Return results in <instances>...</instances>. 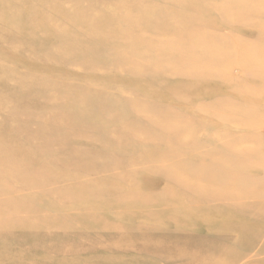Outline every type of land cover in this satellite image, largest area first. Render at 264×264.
<instances>
[{
    "label": "rangeland",
    "instance_id": "rangeland-1",
    "mask_svg": "<svg viewBox=\"0 0 264 264\" xmlns=\"http://www.w3.org/2000/svg\"><path fill=\"white\" fill-rule=\"evenodd\" d=\"M0 264H264V0H0Z\"/></svg>",
    "mask_w": 264,
    "mask_h": 264
},
{
    "label": "bare ground",
    "instance_id": "bare-ground-1",
    "mask_svg": "<svg viewBox=\"0 0 264 264\" xmlns=\"http://www.w3.org/2000/svg\"><path fill=\"white\" fill-rule=\"evenodd\" d=\"M142 21V20H141ZM184 49V48H183ZM185 51V50H184ZM162 53V52H161ZM184 54H185V52H184ZM165 55V54H164ZM176 60V59H175ZM176 63V62H175ZM180 64V63H179ZM138 72V71H137ZM184 73H185V71H184ZM195 75H196V73H195ZM137 120V119H136ZM181 125H179V127H180ZM127 137H129L128 135H126ZM139 136V135H138ZM186 137V136H185ZM130 138V137H129ZM187 140H188V137L186 138ZM125 140H126V138H125ZM128 140V139H127ZM142 140V139H141ZM138 141V140H137ZM138 142H140V140L138 141ZM137 142V143H138ZM122 143V142H121ZM135 151V150H134ZM131 155V154H130ZM243 155V154H242ZM111 156V155H110ZM112 157V156H111ZM108 158H110L109 157V155H108ZM116 159V158H115ZM127 159V158H126ZM123 160V159H122ZM119 160H117V162H118ZM116 162V163H117ZM121 163V162H120ZM178 163H180V162H178ZM121 164H123V163H121ZM118 165V164H117ZM124 165V164H123ZM119 166H121V165H119ZM72 169V168H71ZM135 169V168H134ZM75 172V171H74ZM38 173V172H37ZM49 173V172H48ZM178 173V172H177ZM49 175V174H48ZM147 176V175H146ZM171 176H172V174H171ZM59 177V176H58ZM173 177V176H172ZM161 181V180H160ZM243 181V180H242ZM242 181H240V182H242ZM169 182V181H168ZM172 184V183H171ZM149 185V184H148ZM243 188V187H242ZM241 187H240V189H242ZM150 189V188H149ZM151 189H152V187H151ZM145 190H146V192H147V189H146V187H145ZM144 190V191H145ZM132 191H134V192H137V191H135V190H132ZM149 191V190H148ZM230 193H232L231 191H229ZM142 193V192H141ZM234 193V192H233ZM236 194V193H235ZM176 199V198H175ZM170 200V199H169ZM178 200V199H177ZM168 203H170V202H168ZM167 203V204H168ZM167 209V208H166ZM170 209V208H169ZM191 229V228H190ZM126 243V242H125ZM122 245V244H121ZM123 246V245H122Z\"/></svg>",
    "mask_w": 264,
    "mask_h": 264
}]
</instances>
